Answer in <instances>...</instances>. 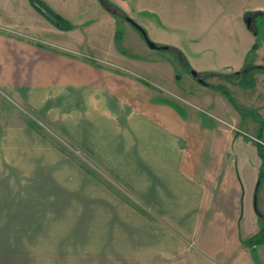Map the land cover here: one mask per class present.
<instances>
[{"label":"crops","instance_id":"obj_1","mask_svg":"<svg viewBox=\"0 0 264 264\" xmlns=\"http://www.w3.org/2000/svg\"><path fill=\"white\" fill-rule=\"evenodd\" d=\"M42 1L74 27L57 30L30 0H0V182L24 189L11 207L17 212L25 202L26 186L36 196L33 180L42 178L40 167L25 168L18 150L25 145L19 135L25 126L3 120L13 98L91 150L105 171L148 205L143 216L139 207L132 208L99 183L91 186L90 220L74 234L81 237L84 264H264V243L255 248L243 243L260 230L264 216V167L253 139H264V129L253 117L264 122V70L253 72L250 87L217 75L243 66L256 41L243 15H263L264 0L253 7L237 0L241 5L235 14L234 0H145L148 24L156 23L163 33L166 26L175 28L173 39L162 41L178 49L208 83L197 82L201 96L189 94L192 100L184 99L183 105L162 94L166 91L156 82L144 79L153 87L139 80L144 75L135 67H142V59L114 48L118 21L98 0L97 5L88 1L95 9L92 16L85 14L86 6L79 8L81 0L74 10L66 8L69 0ZM128 1L121 6L110 2L129 15ZM101 21L98 38L108 39L112 56L83 48L84 35L77 32L78 24L88 27ZM179 31H185L186 46ZM71 52L95 57L83 60ZM94 60L121 70L99 67ZM260 60L257 55L252 63L264 66ZM145 61L152 78L167 76L179 91L166 59ZM209 85L223 86L230 97ZM43 178L46 185L37 194L47 206L56 182L49 175ZM86 235H91L88 242Z\"/></svg>","mask_w":264,"mask_h":264},{"label":"rangeland","instance_id":"obj_2","mask_svg":"<svg viewBox=\"0 0 264 264\" xmlns=\"http://www.w3.org/2000/svg\"><path fill=\"white\" fill-rule=\"evenodd\" d=\"M88 1H92L95 4L98 3L97 0H81L82 5L79 4V8L86 6L88 10L85 14L92 16L95 9L88 7ZM110 1L120 5V2L124 0ZM155 1L148 0V2L152 3H155ZM259 1L243 0V4L253 7ZM128 2H130L128 4L131 10L128 11L129 15L127 12L125 14L141 26L153 42L159 45H169V43H164L162 38L165 40L173 39L176 29L166 26L163 33L156 23L150 26L147 19H150L151 15L144 10L145 0H130ZM76 4H78L76 0H69L66 3V8L74 10V5ZM240 5L237 0H234V14L237 13ZM100 7L102 6L100 5ZM185 8L189 9V5H186ZM65 14L67 15V13ZM96 16L99 17V15ZM113 17L118 21L117 27L122 36L118 44L115 42L114 48L118 51V49L120 50L123 47V50L125 49L127 52L137 55L130 57L142 59L139 61H143L141 63L142 67H135L144 75L139 77V80L147 77L150 81L156 82L157 85L164 88H161L163 91H166L162 92V94L181 105L185 103L184 99L192 100L189 94L201 96V93L197 91V87H201V85L176 62L175 54L168 50L150 49L132 25L120 17ZM100 18L103 19L104 16L102 15ZM102 25H104L103 21L88 27L78 24L77 32L84 35L83 48H87L93 54L105 52L107 55L112 56L114 48L110 47L108 39L102 40L98 38L97 33L101 31ZM232 31L234 35H237L238 30L235 24L232 27ZM251 31L256 37L257 46L252 52L249 51L248 61H252L257 55H261L260 61L262 63L264 62V52H262L264 48V14L256 17ZM19 34L21 35V33ZM178 34L182 36L183 46H186L185 31H179ZM70 36H77V34H70ZM22 37L32 43L35 42V38L32 35L22 33ZM102 38L105 37L102 36ZM42 43L44 44V42ZM44 45L47 47L53 46ZM125 50L121 52L127 53ZM257 52H262V54ZM91 53L71 52L70 54L73 57L90 61L93 59L90 56L95 57ZM158 57L163 60L166 59L172 67L175 77L174 82L179 87V91H175L172 88L167 76L164 78L159 77V80H155L149 75V66L145 64V59ZM92 62L99 67L111 68L115 71L121 70L115 66L103 64L102 61L97 62L94 60ZM176 74L180 76L179 80H176ZM150 81L147 80L150 86H153ZM209 81L212 82V80ZM227 81L232 83L235 79H227ZM169 90H172L171 93L178 94L177 97L171 93V96H169ZM9 97L11 96L9 95ZM6 108L8 117L5 118L6 114H3V120L7 119L6 124L15 127L25 126L26 128V132L19 134L21 138H24L25 149L22 145L18 148L23 153V159L25 157V168L40 167L41 175L39 178L41 176L42 178L39 181L33 180L37 187L36 196L29 192L25 184V202L19 210L17 209V212L11 205L16 204L17 193H19L21 198L24 189L20 188L19 191L10 189L8 188L10 184L7 181L2 180L0 182V264H84V255L80 256L81 252H79V245L82 243L81 237L78 234H74L77 229L79 230L82 227V222L86 224L90 220L89 208L93 200L91 186L96 185V183L102 185L110 193H115L118 198L120 197L126 201L132 208H134L132 204L139 207L143 212V216L148 213V205L135 197L130 189L122 185L112 173L105 171L91 150L81 146L66 131L51 122L46 116H41L29 104L20 103L13 98L8 100ZM28 130L30 133H28ZM16 151L9 154H14ZM262 170L261 177L264 180V168ZM45 175H49L56 182V192L52 190L48 193L50 197L47 201V206L43 205L44 202L37 194L40 191V186L46 185L43 178ZM262 180L261 183L263 182ZM13 200L14 203H11ZM12 217L14 219H11ZM84 228L86 227L84 226ZM87 236L91 238V235H86V241L88 242ZM2 250L5 251L2 253Z\"/></svg>","mask_w":264,"mask_h":264},{"label":"trees","instance_id":"obj_3","mask_svg":"<svg viewBox=\"0 0 264 264\" xmlns=\"http://www.w3.org/2000/svg\"><path fill=\"white\" fill-rule=\"evenodd\" d=\"M102 3L100 2V4L107 10L110 11L111 8L114 9H118L122 14L123 12L121 11V9H119L116 5H114L112 2H110L109 0H101ZM31 5L34 7V9H36V11H38L40 14H42L53 26H55L56 28L60 29V30H71L74 26L73 24L68 21L67 19L63 18L61 15H59L58 13H56L55 11H53L46 3H44L42 0H30ZM35 3V4H34ZM254 12H246L244 14V17H247L251 14H253ZM257 14H262L261 12H256ZM124 16H126L125 14H123ZM113 16H117L115 14H113ZM124 20V19H123ZM249 28L251 29L252 26L250 25ZM120 37H121V33L120 30H116L115 32V42L118 44L120 41ZM257 46V42H255L253 48L250 50V52H252L255 47ZM170 50L172 52H174L175 57H176V62L179 63V65H181V67H183L186 71L190 70V66L187 63L186 59L184 58V56L182 55V53L180 51H178V49L173 48L170 46ZM120 51H124L123 49H120ZM250 52H248L245 62L243 64V66L235 72L229 73V74H217L218 76H221L225 79L228 80H233L236 79V83L238 85H241L243 87H250L253 85V80L251 79L253 72L255 71H259V70H264V66L262 65H255L252 63V61H248ZM210 77L209 75H206V77ZM205 78V76H204ZM180 76L178 74H176V80H179ZM140 81L142 83H144L145 85L150 86V83L147 82L144 79H140ZM208 85V83L206 84ZM213 88H217L220 91H222L227 97H230V93L228 92L227 89H225L223 86L217 85H209ZM254 119L259 123L260 126V130L264 129V122L262 120L259 119L258 116L254 115L253 116ZM259 138V137H258ZM258 148H259V153H260V158L262 160V167H264V147L260 144H258ZM260 219L262 221V226L260 228V230L258 232H256L255 234H253L251 237H249L248 239L244 240L243 243L246 244L249 248H255L256 246L263 244L264 243V216L261 215Z\"/></svg>","mask_w":264,"mask_h":264},{"label":"water","instance_id":"obj_4","mask_svg":"<svg viewBox=\"0 0 264 264\" xmlns=\"http://www.w3.org/2000/svg\"><path fill=\"white\" fill-rule=\"evenodd\" d=\"M101 3L102 1L99 0ZM35 4V3H34ZM110 11L114 14H117L123 18H125V20L130 24L132 25L137 31L138 33L141 35L143 41L146 43V45L150 48V49H161V50H170V46H167V45H159V44H156L155 42H153L147 35L146 31L141 27L139 26L136 22H134L132 19H130L128 16H124L118 9H114V8H111ZM250 23V19L247 18L246 19V24L249 25ZM189 74L194 78L196 79V81L200 84H203L205 85L206 84V81L203 79V77H200L198 75V72L194 69H190L189 70ZM256 207V205H255ZM256 209V208H255ZM257 210V209H256Z\"/></svg>","mask_w":264,"mask_h":264},{"label":"flooded vegetation","instance_id":"obj_5","mask_svg":"<svg viewBox=\"0 0 264 264\" xmlns=\"http://www.w3.org/2000/svg\"><path fill=\"white\" fill-rule=\"evenodd\" d=\"M261 14H257V13H253V14H251V15H249L248 17H249V19H250V25H254V22H255V19H256V17L257 16H260Z\"/></svg>","mask_w":264,"mask_h":264},{"label":"built area","instance_id":"obj_6","mask_svg":"<svg viewBox=\"0 0 264 264\" xmlns=\"http://www.w3.org/2000/svg\"><path fill=\"white\" fill-rule=\"evenodd\" d=\"M259 143H261L262 145H264V142L263 141H258Z\"/></svg>","mask_w":264,"mask_h":264}]
</instances>
